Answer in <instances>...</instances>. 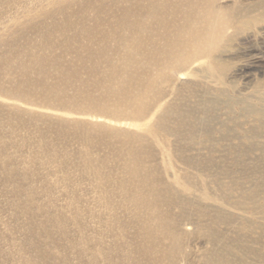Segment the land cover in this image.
I'll list each match as a JSON object with an SVG mask.
<instances>
[{"label": "rangeland", "instance_id": "374dc122", "mask_svg": "<svg viewBox=\"0 0 264 264\" xmlns=\"http://www.w3.org/2000/svg\"><path fill=\"white\" fill-rule=\"evenodd\" d=\"M194 1L197 2L169 0L171 6L165 8L162 5L150 13L151 10L145 8L150 0H101L103 14L118 16L121 10L130 8L132 20L140 17L142 26L120 30V36L127 39V47L114 49L116 44L109 42V49L105 51L109 62L96 56L94 59L100 67L95 68V72L87 66L90 61L86 60L84 48L74 45L75 42L82 45L81 38L74 43L71 41L68 52L58 47L51 49V54L62 57L65 67L63 70L53 66L48 68L44 82L53 87V95L42 99L38 90L31 94L33 99L43 100L45 108L40 104L24 105L26 109L22 108L23 104L18 106L24 110L32 108L33 113L41 109L52 116L40 117L39 127L47 122L42 125L43 132L39 133L37 128L33 130L32 127L36 126H22L20 118L13 121L6 117L0 119V264H91L88 252L76 248L78 240H74L77 235L71 220L68 227L65 226V234L54 221L56 217L68 220L76 211L75 206L84 209L82 216L86 220L92 194L97 192L100 195L106 186L117 185L118 178L128 175L131 163L128 157L115 150L118 144L115 148L110 144L112 134L108 132L111 129L135 134L133 141L143 152L139 158L145 165L152 164L154 172H159L158 182L171 184V200H183L188 195L182 188L184 183L195 195L199 193L198 189H205L216 197L224 195L225 209L241 207L249 210L248 213L251 208L260 210V220L246 214L244 219L236 221L238 231L247 228L255 231L251 240L259 243L262 253L259 251L258 256L264 264V125L247 112V108H261L264 123V0H219L224 12L218 22H224V26L215 40L217 48L178 78L171 75L174 62L170 57L187 55L188 49L173 44L169 53V77H166L165 56L157 49L169 45V31L174 24H184L185 11H189L192 5L201 9L210 0ZM89 2L66 0V3L56 4L51 0H0V15H5L0 20V35L4 37V43H0V87L25 91L23 85L26 82H38L40 77L34 70L27 74L22 72L14 54L19 53L21 60H25L32 53L46 51L39 45L40 33L30 26L23 30L18 23L11 21L12 17L20 23L32 25L43 21L34 11H47L44 24L49 23L45 31L50 32L53 20L61 22L62 9L80 14L89 9ZM87 14L88 17L92 15V10L89 9ZM163 18L171 19L172 26L161 21ZM72 31L68 32L70 37L74 35ZM51 37L55 42L61 39L56 33ZM10 44L18 50L12 51L14 46ZM129 54L133 55L130 71L135 80L144 85V88L136 86V90L143 92L141 96L149 105L153 102L156 105L153 110L151 106L150 115L144 120L131 119L130 122L125 116L112 120L106 113L103 118L108 123L103 124L94 121L96 118L87 121V115L75 113L71 114L76 116L74 121L68 117L69 110L59 106L56 110L48 105L58 94L60 76L75 68H78L76 74L79 77L65 87L62 105H68L77 91L82 94L80 104L89 96L88 91H92V97L100 102L105 99L112 102L113 94L105 93L107 91L94 80H102L105 73L119 66ZM79 58L84 61L78 62ZM91 80L90 85L83 84ZM204 100L214 101V106L210 107L211 103L202 102ZM48 111H54L58 117ZM0 113L4 116L5 109L0 108ZM30 116L26 114L24 118ZM159 116L163 117L157 120ZM71 119L84 122L89 131L84 126L79 131L80 128L70 123ZM60 124H65L63 133H59ZM100 128L103 132L99 131ZM97 206L98 215L109 214L110 209L104 208L101 201ZM161 206L166 204L162 202ZM172 213L174 218L181 219L176 209ZM201 226L194 224L185 229L187 233L180 244L184 264H198L201 253L210 247L209 232ZM223 227L221 224L215 231L220 234ZM257 235L261 236L259 240Z\"/></svg>", "mask_w": 264, "mask_h": 264}, {"label": "bare ground", "instance_id": "6f19581e", "mask_svg": "<svg viewBox=\"0 0 264 264\" xmlns=\"http://www.w3.org/2000/svg\"><path fill=\"white\" fill-rule=\"evenodd\" d=\"M51 2L60 4L66 3V0H51ZM192 2L195 4L197 1L192 0ZM96 3L99 4L96 5ZM170 3L169 0H150L149 6H145V8H148V10H151L150 13H153L162 5H165V8L169 7V5L171 6ZM66 7L69 8V5ZM88 8L93 12L89 17L87 14L89 9L81 11L80 14L78 11L67 13L62 9L61 22H55L53 20V22L50 23L52 30L48 28L50 32L45 31V28L49 25L48 22L47 25L44 24V19L47 18L48 14L46 10L47 14L42 11H34L37 16L41 19L43 18V21L39 20L40 22L32 25L27 24L28 22L20 23L15 20L16 17L11 18V21L18 23L20 25L19 27L22 29L26 26H30L35 31L39 32V45L43 46L46 51L42 53H32L31 56L25 60H21L19 53L14 54L18 59L17 64H19L24 74L34 70V72L39 75L40 79L38 82L37 80L34 82H26L23 85L27 89L25 91L16 89L8 90L0 87V108L5 109L6 113H4V116H1L0 113V119L6 117L13 121L20 118L22 126H36L32 127L33 130L37 128L36 131L39 133L43 132L41 129L42 125L44 123L47 124V122L44 121L41 127H39L42 122V118L40 117L43 115H46V117L47 115L50 117L52 116L47 114V111L45 112L43 110V114H41V109H38L39 112H41L40 114L39 112H31L32 108L24 110L26 109L24 105L39 106L40 104V106L44 107L45 102H43V100H36L31 97L33 96L31 94L35 93L37 90L41 92L40 96L42 99L53 95V87L44 82L45 78L48 76V68L49 66H53L58 70H63L65 67L61 59L62 57L54 55V53L51 54L53 52L51 49L58 47L64 52H68V50L71 49V41L73 40L74 43L77 41L78 37L81 38L83 44L78 45L75 42L74 45L84 48L87 53L86 60L90 61V63L88 61L89 65L87 66L95 72V68L100 67V63L98 64L94 59L96 56H101L106 62H109L105 54V51L109 49V42L112 41L116 44L114 49L127 47V39L120 36V30H127L128 27L137 29L142 23L140 17H136L134 21L132 20L133 11L130 8L121 10L118 16L107 13L103 14L104 5L101 3V0H95L94 2L90 0ZM140 8L141 7H138L137 9ZM222 12H224V7L221 2L219 0H210L207 5L201 9H197V7L192 5L189 11H185L184 24H174L172 26L171 19L170 21L167 18L161 20L165 22V24H170L173 27L169 31V45L157 49V52L165 56L166 71L164 74H166V77H169V53L172 51L173 44L188 49L187 55H179L178 58L174 59L170 57L174 62L171 67V75L178 78H181V74L188 68H194L197 61L210 55L217 48H215V46H217L215 45V40L220 35L221 28L224 26V22H218ZM150 13H148L149 16ZM4 16V14H1L0 20L4 19ZM51 17H49V19H51ZM130 20L133 22L130 23ZM141 26L142 25H140V27ZM23 30H21V32ZM70 30H73L71 34L74 32L73 37L69 36ZM52 33H56L57 36L61 38L60 41L63 43V46L60 41L57 42L56 40L55 42L51 40V38H53L51 37ZM3 39L4 37L0 35V43L3 42ZM10 45L11 47L14 46L13 44ZM97 45L99 46L95 48ZM111 46H113V43H111ZM17 50L16 46L12 47V51ZM132 59L133 55L126 56L125 59L119 63V66L112 67L109 72L105 73L102 80L99 78L94 80L95 84H99L104 91H107L105 93L113 94L112 96L114 99L112 102H108L106 99L100 102L98 99L92 97V91H88L90 93L89 96H86L84 103L80 104L78 101L82 99V94L77 91L74 93L76 96L68 102V105H62V101L66 94L65 87L70 83L72 84V81L77 80V77H79L76 72L78 68H75L67 70L60 76L58 81L60 87L57 88L58 94L53 97V100L49 101L48 105L52 108H56V110V106L67 111L69 110L67 114L70 116L68 117H72L75 113L77 115L83 114L82 116L87 115L88 119L96 118L94 121H99L103 124L104 122L108 123L103 118L106 113L114 120L115 118H123V116L127 119L130 118V122L132 121L131 119L144 120L150 115L151 106V110H153L156 105L154 106V102L152 103L153 105H149L141 96L143 92L139 89L136 90V86L144 88V85H140L130 71ZM83 61V59L81 60L79 58L78 62ZM106 66L111 67L112 65ZM87 83L90 85L92 80L84 82L83 84L85 85ZM31 88L35 90H29ZM13 100L18 102L16 103ZM202 102L211 103L210 107L214 106V101L208 102L204 100ZM155 103L157 104V102ZM22 104V108L24 109L18 107ZM48 108L49 107H46V110H48ZM247 112L255 115L260 119V125H264L261 120L263 115L261 108H247ZM51 113L54 114L55 112L53 111ZM26 114L31 116L25 119L24 116ZM54 115L58 117V114ZM162 117L163 116H159L157 120ZM74 118H76L75 115L72 119L74 120ZM150 118L151 117H149V119ZM88 119L87 121H90V119ZM72 121H70V123H73L76 128H80L78 129L79 131L83 128L84 122L79 123L74 122L75 120ZM65 124H63V126ZM117 125H120V123ZM58 126H60L59 133H63V126L61 124ZM103 127L101 128L104 129ZM84 128L86 127L84 126ZM101 128L99 131H101ZM63 129H66L65 126ZM85 130L89 131L88 128ZM111 130H108V133L112 134L110 136V144H114V148L115 144H118V148L115 150L123 154V157H128L131 163V169L128 175L124 178H118L117 185L113 184L106 186V189L100 192V195L97 194V192L92 194V199L87 209L89 216L86 220L85 217L82 216V213H85L84 209L75 206L76 211L68 220L66 217L60 219L56 217V221H54L60 226L63 234H65V226L68 227V222L71 220L76 231L75 234L77 235V238H74V240H78V242H76L78 244L76 248L82 252H88L91 264H101V262L103 264H118L119 261H127L129 264H184L183 261H181V256H183L184 251L180 244L183 236L187 233L185 229L191 228L194 224L202 225L201 227H203L205 231H208L210 235V247L208 250L201 253L202 256L198 264H262L258 256L259 251L262 253L260 250L261 247L257 241L254 239L251 240L255 231L250 230V228H247L246 231H238L236 221L244 219L247 216L246 214H252L260 220L262 218L259 212L260 210L258 211L251 208V212L248 213L249 210H243L241 207L233 210L225 209L224 195L216 197L209 194L205 189H198L199 193L195 195L184 183H182V188H184V191L187 192L188 195L184 196L183 200H171V184L169 182L162 184L160 180L158 182L156 177H159V172H154V166L152 164L145 165L146 163L139 158L143 155V152H140L139 145L135 144L133 141L135 134H130L127 131V133H124L121 130H118L119 132L115 129ZM42 143L44 144V142ZM86 143L88 144V142ZM168 197L169 199L167 200ZM99 201H101L104 208L110 209L109 214L108 212H105V216L97 214V204H99ZM162 202L166 204L165 207L161 206ZM173 209L178 211L181 219L174 218L172 213ZM221 224H224L226 228L223 227V232L219 234L215 229L221 226ZM41 225H43V223H41ZM237 233L241 235L239 234V236ZM232 234L235 236H231ZM228 235H230V237H227ZM260 237L261 236L257 235V240H259ZM70 242H72V240H70Z\"/></svg>", "mask_w": 264, "mask_h": 264}]
</instances>
